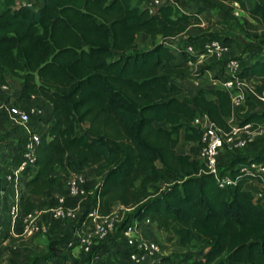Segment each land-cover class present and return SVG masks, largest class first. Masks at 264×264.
<instances>
[{
  "label": "trees",
  "instance_id": "16d2710c",
  "mask_svg": "<svg viewBox=\"0 0 264 264\" xmlns=\"http://www.w3.org/2000/svg\"><path fill=\"white\" fill-rule=\"evenodd\" d=\"M14 1L4 0L0 10V84L10 77L18 80V98L42 97L53 120L41 134L34 169L22 172L19 208H36L30 197L51 191L61 180L59 169L65 168L67 176L88 168L98 177L95 193L103 213L117 202L131 208L125 222L148 217L158 231L171 232L180 246L201 244L199 257L186 255L178 264H264V206L243 188L249 176L219 187L200 160L176 151L181 131L184 141L199 143L200 131L192 125L197 113L224 129L232 116L223 88L200 87L188 96L175 82L189 67L174 62L166 42L201 27L204 9L176 12L165 4L149 13L135 0H41L36 8H12ZM187 1L210 5L225 19L241 20L253 30L247 34L251 47L261 51L264 0H251V5L245 0ZM234 2L246 16L233 14ZM139 34L162 41L140 48ZM207 40L230 44L232 39L203 37L196 48ZM182 41L187 45L188 40ZM236 75L259 78L254 92L264 96V57L250 60L245 55ZM245 101L239 123L263 122L264 102L251 93ZM248 161H264V148L252 154L232 151L228 167L232 171ZM2 175L0 171V190ZM7 211L0 197L5 238ZM62 243L60 238L47 243V260L52 256L89 264L87 257L73 258ZM9 264L38 263L12 259Z\"/></svg>",
  "mask_w": 264,
  "mask_h": 264
},
{
  "label": "built area",
  "instance_id": "2783aa9c",
  "mask_svg": "<svg viewBox=\"0 0 264 264\" xmlns=\"http://www.w3.org/2000/svg\"><path fill=\"white\" fill-rule=\"evenodd\" d=\"M3 1L0 0V10ZM41 4V0H15L11 7L36 8ZM165 4H170V1L143 0L142 3L143 8L149 13H154L159 6ZM240 10L238 3L234 2L233 14L238 15ZM229 50V46L218 40H207L199 48L185 45L179 52L186 53L184 62L190 64L193 62V56L204 58L209 55L221 59ZM261 51H264V44ZM239 70V59L226 58L222 62L221 75L216 81L229 93L231 99L232 116L227 119L229 128L218 127L206 114L197 113L192 125L200 131V141L191 155L202 162L206 173L213 176L219 187L233 186L238 183L241 176H249L243 188L250 190L253 196L258 198L264 196V161L239 163L232 168V171L237 173H232L228 164L226 167L221 164L222 150L232 152L249 148L264 138V121L257 124H240V121L233 123L234 120L241 119L246 109L247 93L256 95L264 102V96L254 92V88L260 83L259 78L247 80L237 77ZM19 89L15 90L9 82L0 84V134L3 135L6 145L14 149L18 145V154L12 157L17 159V162L9 169L2 170L0 197L7 204L9 224L8 238H5L4 225L0 218V242L4 243L9 238L25 241L34 236L45 235L53 224L59 222L70 226L68 232L66 231L67 238L62 239V247L69 250L75 259L89 258V264H112L110 258L123 253L128 264H178V261L164 259V250L160 244L142 231L144 225L152 224L148 217L125 222L122 216L113 211L108 213L101 211V202L95 193L96 187L88 188L85 172L88 168L69 171L62 181L61 192L54 197L52 204L50 201L36 206L29 212H23L19 208L24 182L22 172L26 168L34 169L35 151L41 134L46 132L53 122L51 106L48 103L39 100L35 95L18 98ZM255 185L259 189L253 192L250 186ZM119 205L125 211L131 209ZM56 239L52 237L50 241ZM19 260L28 261L23 257ZM45 264L73 263L71 260L51 256Z\"/></svg>",
  "mask_w": 264,
  "mask_h": 264
},
{
  "label": "rangeland",
  "instance_id": "374dc122",
  "mask_svg": "<svg viewBox=\"0 0 264 264\" xmlns=\"http://www.w3.org/2000/svg\"><path fill=\"white\" fill-rule=\"evenodd\" d=\"M170 4L174 6L176 12H195L198 6H201L204 11H207L206 14L202 15V21L200 24L201 27H191L188 30L187 37H176L171 41H167L166 43L170 48L173 50L175 56L179 58L180 52L182 51V47L185 45L183 44L182 40H188L187 45H192L196 48L197 41L200 38L206 37L213 39V36H223L228 35L230 36L231 43L225 44L230 47L229 52L223 56L221 59H216L214 56H206L204 58H198L197 56H193V62L188 65V73L187 75H179L175 78V82L184 88V92L188 96H192L196 90L200 87H220L219 83L216 81L218 80L219 76L222 72V62L226 58H236L242 59L245 55L250 59L253 60L258 57H264V51L256 50V48L251 47L252 41L248 37V33H251L253 30L249 28L247 25L243 24L241 20H233V19H225L223 15H221L215 8L211 7L210 5H205L203 3H192L187 0H169ZM248 5H251V0H245ZM135 2L140 6L143 7L142 3L143 0H135ZM236 17H243L246 16V13L243 10H240ZM202 28L204 30H202ZM162 41L160 36L150 37L146 34H139L137 36V44L140 48H145L150 46L151 44L159 43ZM255 50V51H254ZM15 90L20 88V83L15 78L10 77L8 81ZM216 82V83H215ZM240 119L234 120V124L238 123ZM156 125H162L160 123H155ZM181 138L176 146L177 152L187 151L189 154H193L197 148L195 143L189 144L190 142H185L183 140V131L180 132ZM9 145H6L3 140V135L0 134V171L4 168H10L13 166V158L12 154L8 149ZM264 148V138L260 139L255 146H251L249 148H243L240 152L252 154L255 152L260 151ZM232 152L228 150H222L220 157H221V164L223 167H226L228 164V160L231 156ZM92 170V169H91ZM64 172V170H62ZM65 173V172H64ZM88 188L94 189L98 183V178L95 177L93 172L89 174L86 173ZM150 189L153 190V187L150 186ZM250 189L255 192L259 188L255 186H250ZM256 194V193H254ZM254 197L255 202H259L264 206V196L256 198ZM38 204L37 206H39ZM110 211H113L115 214L122 216V220L129 216L130 211H125L121 209L119 203H111ZM67 232H61L57 235L51 236L53 239L55 238H67L68 234H64ZM61 234V235H60ZM171 232L166 231H158V238L159 241H156L160 244V246L164 249V254L166 259L173 261H180L183 256L186 255H193L194 257H199L202 252V246L199 242L192 241L191 243L187 244L186 246H180L178 244V240L175 236H172ZM35 237V236H34ZM171 237L172 239L169 240L168 238ZM8 242L4 246H0V264H9L10 260L12 259H20L26 258L27 260H35L38 264L41 263L44 254H46L47 250L44 253H26L24 256L22 252L25 250V241L17 240L15 245L20 246V250L18 249L14 255L10 253V251L16 250V248L10 245ZM46 245V242H45ZM19 248V247H18ZM8 252V253H7Z\"/></svg>",
  "mask_w": 264,
  "mask_h": 264
},
{
  "label": "crops",
  "instance_id": "0c3cea01",
  "mask_svg": "<svg viewBox=\"0 0 264 264\" xmlns=\"http://www.w3.org/2000/svg\"><path fill=\"white\" fill-rule=\"evenodd\" d=\"M206 12L207 11H203L201 14L202 15L203 14H206ZM202 15L201 16L199 15L201 21H202ZM201 24H203V23H201ZM187 33H188V31H187ZM187 33L185 35H183V36L184 37H187ZM179 56H180L179 58H177L175 56V59H174V62L175 63L184 62V56L181 55V54ZM183 90H184V88H183ZM39 100H42V101L48 103L42 97H39ZM48 105H50V104L48 103ZM228 119H230V117ZM180 138H181V136H180ZM189 144H192V142H190ZM9 150H10V152L12 154L14 153V155H12V157L14 158V156L18 154V145L16 146L15 149H14V147L9 146ZM178 153L189 154V152H187V151L178 152ZM16 162H17V159H14L13 160V163H16ZM62 170H64V172H65V168H61V169H59L56 172V173H60L61 174V180L59 181V183L51 191H49L47 194H44V195H33V196L30 197L33 200V202L35 203L36 206L38 204L42 205V204L49 203L50 201H53L54 200V197L61 192L62 181H63V179L65 177V173L62 172ZM85 172L88 173V174L90 172H93L94 173V171L91 170V169H86ZM94 175H95V173H94ZM95 177L98 178L96 175H95ZM115 203H117V202H115ZM69 228H70L69 225H67L65 223H59V222H57V223L53 224L52 228L49 230V232L47 234L41 235V236H35L33 238H30V239L25 240V250H24V252H22V255L24 256L26 253L33 254L35 252L36 253H42L43 254L44 251L47 250V247L46 246H47V243L51 240V238H52L51 236L57 235V234H59L61 232H66V231L68 232V229ZM142 231L144 232V234L147 237H149V238H151V239H153L155 241L160 242L159 241V238L157 237L158 236V230L156 228L155 223H152L151 225H144L143 228H142ZM64 234H66V233H64ZM8 242H12V243H9V244L12 245V246H14V243H16L17 241L14 240V239H8L4 243H1L0 242V246H4ZM45 242H46V245H45ZM14 247L16 248V250L10 251V253L12 255H14L15 252L18 249L19 250L21 249L20 246H18V245H15ZM162 249L165 251L164 247ZM47 254H48V250H47L46 254H44L43 258H41L42 259L41 263H44L45 264L47 262V258H46ZM110 260H111L112 264H128V260H127L126 256L124 255V253L123 254H120V255H117V256L114 255L112 258H110Z\"/></svg>",
  "mask_w": 264,
  "mask_h": 264
}]
</instances>
